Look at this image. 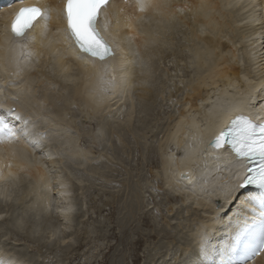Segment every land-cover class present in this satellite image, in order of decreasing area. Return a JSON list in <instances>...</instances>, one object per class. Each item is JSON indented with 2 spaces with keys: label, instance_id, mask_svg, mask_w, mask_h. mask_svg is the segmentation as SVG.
<instances>
[{
  "label": "bare ground",
  "instance_id": "1",
  "mask_svg": "<svg viewBox=\"0 0 264 264\" xmlns=\"http://www.w3.org/2000/svg\"><path fill=\"white\" fill-rule=\"evenodd\" d=\"M228 1L232 0H145L144 9L138 10L137 0H128V4L115 0L102 12L103 28L116 31L114 39L126 47L104 61L82 56L75 50L58 13L48 21L41 19L33 32L16 41L8 38L0 21V116L8 124L13 122L16 133L11 140L5 136L0 144V156L4 150L8 152L5 158L9 159L5 173L0 163V222L5 219L6 211L12 212L0 225V264H40L39 256L32 254L33 250L42 252L39 245L30 252L22 247L25 240L30 244L41 243L45 248L59 243L71 249L69 242L75 234L62 233L63 224L54 220L55 214L49 209L58 198L62 202L56 207L60 211L57 218L70 224L78 220L71 200V192L78 189V181L73 182L64 161L85 167L90 152L80 148L81 142L74 136L66 111L77 104L79 109L88 111L98 120L92 143L105 145L111 139L112 146L124 147L138 141L136 145L141 147V133L133 127L132 115L136 108L133 95L143 102L146 113L148 105L161 97L153 86V72H159L162 63H158L157 57H162V66L168 76L170 71H175L172 79L176 78L180 84L185 83L186 78L190 80L183 89L184 85L177 87L174 82L175 90L168 92L179 107L164 125L162 142L159 141L154 151L160 170L152 171L151 175L157 178L159 190L171 195V202L176 197L184 202L191 201L196 210L191 216L190 211L186 213L191 217L190 223L183 215L184 222L189 223L185 230L188 240L182 236L176 242L182 241L174 258L170 254L177 244L172 241L157 248L151 262L227 264L220 255L225 224L222 219H212L218 211L214 212L216 205L211 201L223 200L221 191L231 193L230 186L238 182L241 162H235L221 149L216 158H207L212 166L208 170L201 156L203 139L215 135L210 132L213 127L210 121H221L238 112L253 113L251 104L264 96V55L259 53L258 45L264 21L260 18V27L254 26L242 7L237 9ZM257 2L262 4L263 0ZM41 5L55 13L59 0ZM238 5L239 2L235 4ZM118 105L117 109L112 107ZM22 110L26 112L25 118L21 116ZM5 112L11 119L6 120ZM119 116L123 118L121 122L116 121ZM125 129L133 138L125 137ZM81 131L87 134L88 129ZM169 145L182 155L175 158ZM11 164L15 165L12 170L9 169ZM215 164L230 167L219 169L227 173L226 179L211 173L215 172ZM53 168L60 169L53 172L58 175L52 174ZM182 171L194 177L191 185L178 181ZM214 184L220 189H214ZM139 194L136 192L138 206ZM242 200L245 204V198L239 195L238 206ZM21 202L25 203V208L15 212ZM168 212L172 214L174 207H169ZM27 217L32 223L36 221L27 226L25 239L17 238L16 233L26 226ZM205 225L210 230V240L202 244L195 237L199 230H205ZM53 238L55 244L44 240ZM163 248H166L164 252ZM222 256L225 257L224 253ZM209 259L213 260L209 263ZM253 264H264V252Z\"/></svg>",
  "mask_w": 264,
  "mask_h": 264
},
{
  "label": "rangeland",
  "instance_id": "2",
  "mask_svg": "<svg viewBox=\"0 0 264 264\" xmlns=\"http://www.w3.org/2000/svg\"><path fill=\"white\" fill-rule=\"evenodd\" d=\"M156 60H158L159 64L162 62L160 64L162 70L157 71L159 75L157 72H153L155 76L153 86L158 90V97H161L157 98L158 100L155 102H151L150 106L148 105L149 108L146 113L143 109L145 106L143 102L136 98V94L133 95V101L136 103V108L132 115L133 127L135 130L140 131L141 139L139 142L144 148L136 145L138 141L134 142L132 140V143H129L130 145H125L124 147L112 146L111 139L105 145L92 143V134L96 131L98 120L88 113V111L79 109L77 104L72 105L68 109L69 111H66L67 121H72L69 123L74 136L81 142L80 148L90 152L88 154L90 159L85 167H81L79 163L77 165L75 163L69 165L68 162L64 161L65 170L69 172L73 178V182L76 181L77 183L78 181L77 184L79 185H77L78 189L71 192V200L74 203V211L78 214V220H74L75 222L70 224L57 218V214L60 211L56 207L62 202L58 198H55L49 209L50 212L55 214L54 220L63 224L61 227L62 233L69 232L75 234L69 242V245L72 246L71 249L68 250L65 246H61L62 244L59 245V243H56L52 248H45L41 247V243L36 244L35 242H31L30 244L26 243V240L22 241V247L29 249L30 252L34 247L36 248L39 245L42 252L33 250L32 254L39 256L38 261H40V264H153L151 262L153 252L155 254L157 250L172 241L174 243L178 242L182 236L188 240V234L185 230L190 223V216L194 213L196 207L191 201L184 202L176 196L175 200L171 202V195L166 190H159L156 185L157 178L152 177L151 174L154 170H160L158 166L159 160L154 151L159 145V141L161 140L162 142L161 134H163L164 125L169 122L170 115H173L179 107L175 105L176 100L171 98L169 93L175 90L174 82H176V85L178 84L177 87H182L190 78H186V82L184 81L185 83H181V85L177 82L176 78L172 79L175 71L173 73L170 71L169 76L167 75L163 67L162 57L161 59L157 57ZM193 75L192 73L191 79ZM184 87L185 85L182 89ZM180 94L182 95V92L179 93V98ZM113 103L114 101L111 102V105ZM119 106L112 107L117 109ZM122 119V116H119L116 121L121 122ZM82 129L86 131L88 129L87 134L81 133ZM124 132L126 138H133L128 130L125 129ZM169 149L174 151V157L177 158L178 154L176 153L178 150H173L174 148L171 145H169ZM59 156L61 157L62 155ZM63 156L64 158L66 157L65 155ZM152 162L155 165H150ZM151 168L153 169L151 170ZM58 170L60 171V169L53 168L52 174L54 176L58 175V173H53L54 171L58 172ZM66 171H63V173ZM136 192H140L139 206L136 202ZM111 199L113 202L110 201ZM23 203H20L15 212L22 211L25 208L26 205ZM169 207H174L172 214L168 212ZM187 212L190 213V216L189 213L186 215ZM6 213L5 219L0 222V225L10 218L12 212L6 211ZM180 214L182 215L181 217ZM183 215L187 221L189 220V223L187 222L186 224L184 222ZM28 219L30 223L27 222L29 221ZM25 220H27L25 221L26 223L24 222L26 226L16 233L17 238L25 239V236L28 235L27 226L36 221L34 220L32 223L29 217ZM146 220H148V224H145ZM177 220L178 222H176ZM178 225L180 228H178ZM46 235L48 236V234ZM44 240H49L54 244L56 242L55 238ZM137 242L140 243L137 244ZM180 243H176L177 248H172L170 254L172 258L177 254ZM173 245L176 246L175 244ZM165 250L166 248L162 249L163 252ZM151 255L152 257H150ZM212 260L209 259V263ZM158 263H161V261Z\"/></svg>",
  "mask_w": 264,
  "mask_h": 264
},
{
  "label": "snow or ice",
  "instance_id": "3",
  "mask_svg": "<svg viewBox=\"0 0 264 264\" xmlns=\"http://www.w3.org/2000/svg\"><path fill=\"white\" fill-rule=\"evenodd\" d=\"M20 2L23 3V0ZM108 3L109 0H64L62 11L66 19L67 32L74 47L82 56L104 61L112 55L110 47L97 29L99 13ZM137 6L143 10L145 0H137ZM38 18L48 19L40 7L36 5L20 7L7 26L8 38L12 41L24 38ZM105 26L107 27V21ZM15 135L14 129L0 118V142L5 136L11 140ZM225 145L238 159L258 164L257 167H248L246 175L233 189L236 191L254 186L260 190L259 194L250 196V200L259 205V214L246 218L235 236L238 242L244 237L238 264H247L249 259L264 252V123L256 124L245 116H236L230 122V126L221 131L212 142L214 148ZM231 251L235 252V247Z\"/></svg>",
  "mask_w": 264,
  "mask_h": 264
},
{
  "label": "water",
  "instance_id": "4",
  "mask_svg": "<svg viewBox=\"0 0 264 264\" xmlns=\"http://www.w3.org/2000/svg\"><path fill=\"white\" fill-rule=\"evenodd\" d=\"M178 178L182 181H185L186 183H193L194 178L191 176V174L187 171L181 172L178 174Z\"/></svg>",
  "mask_w": 264,
  "mask_h": 264
}]
</instances>
